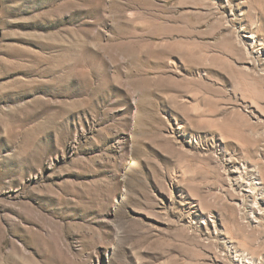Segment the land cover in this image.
<instances>
[{"label":"rangeland","instance_id":"obj_1","mask_svg":"<svg viewBox=\"0 0 264 264\" xmlns=\"http://www.w3.org/2000/svg\"><path fill=\"white\" fill-rule=\"evenodd\" d=\"M252 177L264 0H0V264H264Z\"/></svg>","mask_w":264,"mask_h":264},{"label":"bare ground","instance_id":"obj_2","mask_svg":"<svg viewBox=\"0 0 264 264\" xmlns=\"http://www.w3.org/2000/svg\"><path fill=\"white\" fill-rule=\"evenodd\" d=\"M241 176H242V174L239 172L238 175L235 177L234 181H235L236 185L239 184V183H241V181H240V179H242ZM252 178L255 179L254 181H252L253 185H256L257 187H252L251 188L252 192L249 191L248 192V195H250L249 193L253 194L258 187L259 188H263L261 191H262V193H264V186L261 184L262 181H260V182L258 181L257 182L256 179H258V178H254V177H252ZM262 201H263V205H264V199ZM240 202L242 203L243 201H240ZM256 205H257V199H254L253 203H251V205H249L250 209L248 210L249 217L254 222H258V219L260 218L259 215L264 212V209L262 207L261 208L259 207L258 210L256 211L254 209V207ZM235 256L237 257L236 259L239 260V264H241L242 263L241 262V259H243L245 255H244L243 251L241 253H239V252L236 251L235 252Z\"/></svg>","mask_w":264,"mask_h":264}]
</instances>
